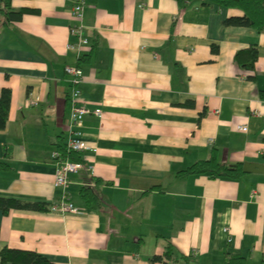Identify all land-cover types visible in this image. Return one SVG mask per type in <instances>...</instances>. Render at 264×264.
I'll return each instance as SVG.
<instances>
[{"label":"crops","instance_id":"0c3cea01","mask_svg":"<svg viewBox=\"0 0 264 264\" xmlns=\"http://www.w3.org/2000/svg\"><path fill=\"white\" fill-rule=\"evenodd\" d=\"M75 1L10 0L30 11L7 24L0 13V92L11 91L0 197L47 204L0 208V250L54 264H224L229 254L264 264V31L226 24L242 11L202 0H83L88 46L72 50ZM251 46L257 57L245 69L235 54ZM67 65L82 70L90 113L80 127L87 148L76 152L83 168L58 186L52 153L69 137ZM212 151L260 171L176 175ZM82 186L97 199L87 203ZM62 198L78 211H53ZM168 246L185 257L151 259Z\"/></svg>","mask_w":264,"mask_h":264},{"label":"trees","instance_id":"16d2710c","mask_svg":"<svg viewBox=\"0 0 264 264\" xmlns=\"http://www.w3.org/2000/svg\"><path fill=\"white\" fill-rule=\"evenodd\" d=\"M191 0H178L181 7H184ZM203 4H217L222 7L237 8L242 11L239 17H230L225 20L229 25L248 26L257 31H264V0H202ZM30 11L25 8L15 9L11 6L10 0H0V13L3 15L4 24L15 22L21 19L22 15ZM211 50L217 52V46L212 45ZM257 57V52L254 46L239 50L235 54L237 64L245 69H252L254 61ZM11 91L8 88H2L0 92V129L5 126ZM58 150L64 159L71 161H82L78 153L69 151L66 144L59 143ZM210 173L213 175L236 179L240 177L244 171L242 163L237 162L227 164L219 162L216 153L212 151L207 159L198 160L176 173L177 176L183 177L191 174ZM96 183L101 180L96 178ZM81 196L87 203H91L97 199V193L89 186H82L80 189ZM0 208L6 212L9 208L46 210L47 204L42 202H27L16 198L0 197ZM172 246H168L163 256H153V261H164V259L177 260L184 258V255H179L178 258L173 256ZM1 264H54L46 256L32 250H22L17 248H9L4 246L0 250ZM224 264H247L245 258L239 254H229L226 257Z\"/></svg>","mask_w":264,"mask_h":264},{"label":"built area","instance_id":"2783aa9c","mask_svg":"<svg viewBox=\"0 0 264 264\" xmlns=\"http://www.w3.org/2000/svg\"><path fill=\"white\" fill-rule=\"evenodd\" d=\"M83 0H76L70 9V15L73 20L76 21L70 27V33L77 36L78 41L73 44H69L70 49L80 50L88 46V40L82 34L83 31ZM64 71L68 77L69 84L71 86L69 100H70V112H69V137L66 141V148L73 152H82L87 148L84 140L80 137V127L82 126L83 118L90 113V110L82 103L80 97V89L78 84L82 79V70L78 66L67 65L64 67ZM96 114H100L99 110L94 111ZM240 130L246 131L245 126H240ZM52 158L57 161V166L54 174L55 185L65 186L67 183V174L78 172L83 168V163L80 161H71L62 158L59 151L52 153ZM53 211L57 212H77L78 209L70 202L62 198L57 204L52 206Z\"/></svg>","mask_w":264,"mask_h":264},{"label":"water","instance_id":"95a60500","mask_svg":"<svg viewBox=\"0 0 264 264\" xmlns=\"http://www.w3.org/2000/svg\"><path fill=\"white\" fill-rule=\"evenodd\" d=\"M260 164H250V163H247L245 162L243 164V171L244 172H259L260 171Z\"/></svg>","mask_w":264,"mask_h":264}]
</instances>
